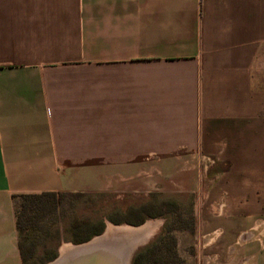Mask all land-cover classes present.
Masks as SVG:
<instances>
[{
	"label": "crops",
	"instance_id": "crops-1",
	"mask_svg": "<svg viewBox=\"0 0 264 264\" xmlns=\"http://www.w3.org/2000/svg\"><path fill=\"white\" fill-rule=\"evenodd\" d=\"M179 159L190 258L264 264V0H0V264L12 195Z\"/></svg>",
	"mask_w": 264,
	"mask_h": 264
},
{
	"label": "rangeland",
	"instance_id": "rangeland-1",
	"mask_svg": "<svg viewBox=\"0 0 264 264\" xmlns=\"http://www.w3.org/2000/svg\"><path fill=\"white\" fill-rule=\"evenodd\" d=\"M109 173L97 174L99 183L96 191L78 192L83 195L75 199L69 195L63 197L58 204L53 222H50L57 233H52L48 238L41 237V241L46 244L49 252L42 254L37 251L32 264H40L41 260L48 254L53 258L44 264H53L59 258V253L67 245H79L99 237L107 239L109 246L106 249L117 256L119 264H130L133 253L159 234L165 222L171 221L173 227L180 228L188 221L189 200L183 192V164L180 159L165 165L146 161L139 167L132 168V170L123 168L121 172L116 170ZM158 201L172 202L174 205L171 207L164 206L161 209L162 214L154 215L157 208L152 203L157 205ZM129 207L140 208L137 212L130 214L129 217L133 220L141 217V223L131 225L123 222L113 223L104 219L102 231L98 235H94L84 242H72L73 235L68 226L72 220L83 218L85 222L95 226L100 215L110 212H121L122 214ZM174 214H179V221L174 220ZM112 218L118 219L116 215ZM145 226H150L151 229L141 236L127 229H139ZM173 235L176 239V252L182 259V264H203L197 263L192 255L190 258V254L193 252V248L189 246L191 233L177 230L173 231ZM132 241L140 242L135 244ZM117 247L118 249H116Z\"/></svg>",
	"mask_w": 264,
	"mask_h": 264
},
{
	"label": "trees",
	"instance_id": "trees-1",
	"mask_svg": "<svg viewBox=\"0 0 264 264\" xmlns=\"http://www.w3.org/2000/svg\"><path fill=\"white\" fill-rule=\"evenodd\" d=\"M66 195L75 199L83 194L78 192H40L15 194L11 196L15 216L16 246L20 264H32L37 251H40L42 254L49 252L46 244L41 241V237L48 238L52 233H57L56 229L50 225V222H53L58 204L64 196L67 197ZM152 205L157 208V212L153 214L160 215L162 214L161 209L164 206L171 207L174 204L172 202L158 201L157 205L154 203ZM139 209L129 207L122 214L121 212H117L118 214L116 212H113L114 214L110 212L100 215L98 223L95 226L85 222L83 218L72 220L68 225L69 231L73 235L72 242H84L92 236L98 235L102 231V221L104 219L113 223L123 222L137 225L142 222V218H134L133 220L129 215L137 212ZM187 214L188 221L183 222V227H173L171 221L165 222L159 234L133 253L130 264H182L183 261L176 252V239L173 231L183 230L192 233V215L189 212ZM115 215L118 219L112 218ZM174 215V220L176 222L179 221V214ZM52 258L53 256L48 254L41 260L40 264H44V262Z\"/></svg>",
	"mask_w": 264,
	"mask_h": 264
},
{
	"label": "water",
	"instance_id": "water-1",
	"mask_svg": "<svg viewBox=\"0 0 264 264\" xmlns=\"http://www.w3.org/2000/svg\"><path fill=\"white\" fill-rule=\"evenodd\" d=\"M88 242L74 246H82ZM105 252H109V250L95 248L94 250L80 251L77 254L60 260L59 264H119L115 254L112 253L107 255Z\"/></svg>",
	"mask_w": 264,
	"mask_h": 264
},
{
	"label": "bare ground",
	"instance_id": "bare-ground-1",
	"mask_svg": "<svg viewBox=\"0 0 264 264\" xmlns=\"http://www.w3.org/2000/svg\"><path fill=\"white\" fill-rule=\"evenodd\" d=\"M127 229H130L129 230L130 232L135 233L138 236H141V235L148 233L150 231L151 227L145 226V227H142L139 229H133V228H127ZM131 239H136V238H131ZM132 242L133 243L135 242V244H138L140 241L139 242L132 241ZM123 245H124V243H123ZM108 246H109V244L107 243V239H105V237L94 238L82 246L67 245L61 251V253H59V258L53 264H59L60 260L64 259L65 257H70L73 254H77L80 251L82 252V251H87V250H91V249L94 250L95 248H97V249L99 248L101 250H104V249L108 248ZM116 249H118V247ZM105 253H107V255L112 254L110 252H105Z\"/></svg>",
	"mask_w": 264,
	"mask_h": 264
}]
</instances>
